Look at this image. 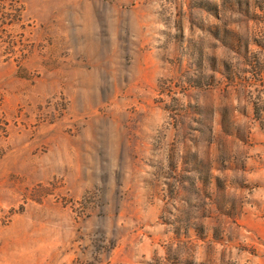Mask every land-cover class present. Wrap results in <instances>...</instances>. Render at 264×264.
Instances as JSON below:
<instances>
[{"label": "rangeland", "instance_id": "374dc122", "mask_svg": "<svg viewBox=\"0 0 264 264\" xmlns=\"http://www.w3.org/2000/svg\"><path fill=\"white\" fill-rule=\"evenodd\" d=\"M0 264H264V0H0Z\"/></svg>", "mask_w": 264, "mask_h": 264}]
</instances>
